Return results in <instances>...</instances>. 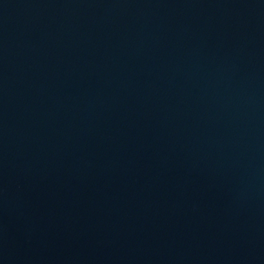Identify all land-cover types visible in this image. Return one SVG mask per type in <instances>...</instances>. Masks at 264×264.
Segmentation results:
<instances>
[{"label": "water", "instance_id": "water-1", "mask_svg": "<svg viewBox=\"0 0 264 264\" xmlns=\"http://www.w3.org/2000/svg\"><path fill=\"white\" fill-rule=\"evenodd\" d=\"M0 264H264V0H0Z\"/></svg>", "mask_w": 264, "mask_h": 264}]
</instances>
